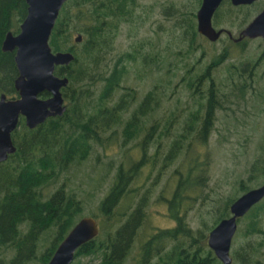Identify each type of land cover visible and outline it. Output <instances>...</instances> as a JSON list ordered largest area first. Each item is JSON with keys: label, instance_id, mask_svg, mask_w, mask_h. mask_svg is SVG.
Here are the masks:
<instances>
[{"label": "trees", "instance_id": "1", "mask_svg": "<svg viewBox=\"0 0 264 264\" xmlns=\"http://www.w3.org/2000/svg\"><path fill=\"white\" fill-rule=\"evenodd\" d=\"M139 5L140 0H67L62 6L50 43L54 51L71 50L75 54L70 64L56 68V73L69 77L68 85L63 87L67 109L62 115L50 116L34 128L29 127L25 117L21 116L19 126L13 131L17 149L6 160L0 161V264L48 263L84 209L82 199L74 190L67 189L68 181L61 180V176L72 163L88 158L95 142L103 143L117 135L118 125L122 126L125 142L135 139L143 131L158 128V145L163 148L165 143L161 137L172 133L171 127L184 123L178 138L170 140L168 145L166 158L173 161L185 144L190 145L194 140L208 141L215 124L216 109L221 106L225 93L234 89L237 97H245L246 90L253 87L257 64L262 61L260 56L257 60L233 61L227 68L229 76L220 75L218 80L215 75L218 64L233 55L228 46L201 72L182 76L191 92L199 94L198 100L204 98V101L188 109L184 117L181 111L172 110L161 120L157 109L163 101L158 93L163 95L165 84L171 82L172 77L161 76L162 80L156 82L141 100L138 89L123 85V82L127 63L139 58L146 63L149 75L157 74L170 56L163 53L164 49L170 50L174 45L158 50L151 40H144L131 49H119L112 56L115 59L113 65L105 62L110 51L116 49L115 37L122 24L134 21ZM171 6L170 3L168 8ZM27 11L26 0H0V94L6 92L11 97L18 95L14 84L18 68L15 50H3L2 42L9 30L20 31ZM175 13L182 16L175 22L182 30L177 53L185 59L199 47L198 37L203 34L197 27V12L173 11L171 15ZM80 33L82 40L76 41L75 36ZM246 41L235 44L244 50ZM147 43H150V49L144 48ZM150 61L157 65H149ZM227 78L225 86L230 84L229 91L221 88ZM206 81L209 86L203 90ZM46 95L49 92H43V96ZM133 106L132 113L125 119L124 112ZM148 114L151 115L150 125L145 123ZM140 144L147 150L143 140ZM261 148L263 151L249 168V179L264 174V146ZM145 163L144 152L130 166L119 165L115 181L100 204V210L109 218L108 223L99 220L98 235L77 249L72 264L126 263L145 218L147 194L144 193L135 205H127L124 211L119 207L124 196L136 189L131 187V182ZM209 164V161L195 160L188 174L182 176L180 173L175 193L169 199L176 225L158 228L144 238L140 253L133 255L131 264H223L208 244V233L194 230L187 212L182 210L184 200L190 196L189 191L208 184ZM240 182L242 191L250 189L244 178ZM237 197L229 196L218 205L214 222L208 226L210 230L222 218L231 215L230 205ZM92 215L97 217L95 213ZM113 215L119 218H112ZM238 228V236H247V242L234 247L231 264L259 263L260 245L264 240L254 236L264 233V198L238 218ZM84 257L88 258L84 260Z\"/></svg>", "mask_w": 264, "mask_h": 264}, {"label": "rangeland", "instance_id": "2", "mask_svg": "<svg viewBox=\"0 0 264 264\" xmlns=\"http://www.w3.org/2000/svg\"><path fill=\"white\" fill-rule=\"evenodd\" d=\"M170 3L171 9L168 8ZM200 3L201 0H140L134 21L122 24L119 34L115 37L116 49L111 50L105 58L106 65H113L115 59L112 56L119 49H131L144 40H151L158 50L166 48L169 44L174 45L170 50L164 49L163 53L170 56L163 62V68L156 71L157 74L149 75L146 63L139 58L127 63L126 80L123 82V85H132L137 88L141 100L156 82L162 80L161 76L167 78L170 75L172 80L165 84L163 95L158 93L163 101L157 109V115L161 117V120L163 115L169 114L172 110L181 111L184 117L188 109L204 101V98L198 100L199 94L192 93L191 89L186 86L183 75L201 72L205 65H209L219 53L230 46L232 57L218 64L219 69L215 72L220 80L221 76H229L227 68L233 61L254 60L264 48L262 38L249 39L242 50L228 37H220L212 41L200 35L198 37L199 47L184 59L177 53L180 48L178 41L182 36V30L178 27V23H175L182 19V16L177 13L171 15V12L191 10L197 12ZM170 26L174 30H171ZM181 46L185 48V43ZM150 47V43H147L144 48L150 49ZM149 65H157V63L150 61ZM192 65L194 66L189 70ZM227 82L228 78L224 79L221 88L229 91L230 84L225 86ZM208 86L209 83L206 81L202 89L206 90ZM233 91L234 89L222 96V104L216 109L214 128L208 141L203 143L194 140L190 145L185 144L183 150L173 161L166 158L169 151L168 145L170 140L178 138L177 134L182 130L184 123L180 122L171 127L172 133L161 137L165 143L163 148L157 142L152 143L147 150L140 144L143 133L125 142L121 133L122 126L118 125L117 135L103 143L95 142L89 157L72 163L61 176V180L68 181L67 189L74 190L83 201L84 209L79 217L95 213L98 220L106 224L109 218L100 210V204L115 181L119 165L125 163L130 166L134 161H138L144 152L146 153V163L139 168L131 182V187L136 189L133 193L124 196L119 207L120 211H124L127 205H135L144 193L147 194V202L144 206L145 218L133 242L131 255L125 264H131L133 255L137 256L140 253L144 238L150 236L158 228L176 225L177 220L172 217L169 199L175 193L180 173L182 176L188 174L195 160L196 162L209 161L210 178L206 186L190 190V196L184 200L182 206L194 230L201 229L209 234L208 226L214 222L218 205L222 204L227 197L239 196L244 192L241 190L240 180L242 178L250 188L264 182V174H259L256 178H248L251 163L258 153L263 151L261 147L264 146V61L258 65L253 87L246 90L245 97H237L238 95ZM65 102H67L66 99ZM134 108L133 106L124 112L125 119ZM150 122L151 115L148 114L145 117V123L150 125ZM57 184L52 188H55ZM112 218L116 219L119 216L113 215ZM239 233L238 228L237 235L233 238L231 252L235 246L247 242V236H238ZM254 237L257 240H264V233L256 234ZM260 246V262L254 264H264V241ZM87 258L84 257V260ZM97 260L98 258L96 263L99 262ZM234 264L240 263L234 262Z\"/></svg>", "mask_w": 264, "mask_h": 264}, {"label": "water", "instance_id": "3", "mask_svg": "<svg viewBox=\"0 0 264 264\" xmlns=\"http://www.w3.org/2000/svg\"><path fill=\"white\" fill-rule=\"evenodd\" d=\"M27 14L20 31L9 30L2 42L5 51L15 50L18 74L14 84L16 96L0 94V161L6 160L17 149L13 131L21 116L34 128L50 116L62 115L66 109L63 87L69 83L67 75L56 73L59 65H68L75 59L71 50L54 51L50 43L60 10L67 0H26ZM235 3L252 0H233ZM221 0H202L197 10V27L208 39L217 40L223 29L212 22ZM264 38V9L242 30L241 35ZM82 40V34L75 36ZM43 92L49 95L43 96ZM264 198V182L240 194L230 205L231 215L222 218L209 232L208 244L223 264H231L233 238L238 229V218ZM100 223L94 215L82 216L60 242L47 264H72L77 249L98 235Z\"/></svg>", "mask_w": 264, "mask_h": 264}, {"label": "flooded vegetation", "instance_id": "4", "mask_svg": "<svg viewBox=\"0 0 264 264\" xmlns=\"http://www.w3.org/2000/svg\"><path fill=\"white\" fill-rule=\"evenodd\" d=\"M263 9L264 0H252L250 2L240 3H235L233 0H221L213 15L212 22L217 29H223L220 37H228L234 42H240L244 39H246V42H248L249 39L253 38L264 39L262 36H244L240 40H235L241 35L242 30L248 25V23H250ZM259 56L262 59L260 63H263L264 48ZM259 56L256 58V60L259 58ZM158 130V128H155L153 131H143L142 140L148 148H150L152 143H157L160 139V132Z\"/></svg>", "mask_w": 264, "mask_h": 264}]
</instances>
